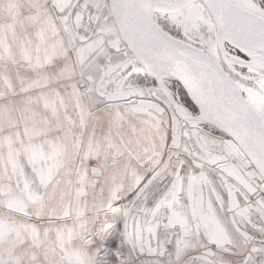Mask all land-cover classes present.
Returning a JSON list of instances; mask_svg holds the SVG:
<instances>
[{
	"label": "snow or ice",
	"instance_id": "snow-or-ice-1",
	"mask_svg": "<svg viewBox=\"0 0 264 264\" xmlns=\"http://www.w3.org/2000/svg\"><path fill=\"white\" fill-rule=\"evenodd\" d=\"M0 264H264V0H0Z\"/></svg>",
	"mask_w": 264,
	"mask_h": 264
}]
</instances>
